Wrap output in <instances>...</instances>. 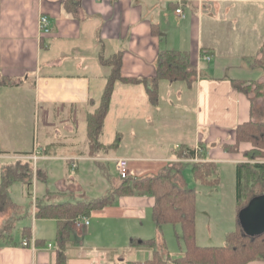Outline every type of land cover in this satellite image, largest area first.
<instances>
[{
    "label": "crops",
    "instance_id": "crops-1",
    "mask_svg": "<svg viewBox=\"0 0 264 264\" xmlns=\"http://www.w3.org/2000/svg\"><path fill=\"white\" fill-rule=\"evenodd\" d=\"M42 13L50 19L49 33L40 32ZM263 46L264 0H0V182L7 164L36 156L32 160L41 178L34 175L27 183L33 186V213L49 220L52 232L55 228L58 233L57 218L36 216L39 205L59 203L55 195L69 189L74 200L61 202L97 199L112 190L102 189L97 196L85 192L83 160L100 165L99 160L114 162L124 156L130 159V176L157 174L184 162L192 167V159L175 151L201 145L202 159L232 162L236 177V164L248 160L242 150L250 146L241 141L239 151L229 148L236 127L248 120L264 121ZM166 49L188 52L196 78L191 83L161 78L155 101L145 82L117 80L100 141L109 145L119 136V144L92 154L87 114L98 106L112 71L102 57L119 52L122 75L150 78L156 75L159 53ZM236 80L249 84V91L238 89ZM55 157L65 159L70 171L56 190L47 189L39 197L38 181L48 177L39 162ZM176 178L184 183L181 171ZM16 182H26L16 180L8 188L20 208L12 197ZM154 200L148 194L116 195L93 209L90 223L82 228L90 235L96 230L92 217L137 215L142 205L152 211ZM30 233L34 246L23 245V235L0 245V264H113L123 257L111 244L129 237L124 238L120 228L101 229V234L115 238L108 244L115 254L104 255L95 245L75 241L72 233L64 246L57 237V247L39 238L37 227ZM62 247L65 256L60 261ZM246 264H264V259Z\"/></svg>",
    "mask_w": 264,
    "mask_h": 264
},
{
    "label": "trees",
    "instance_id": "trees-1",
    "mask_svg": "<svg viewBox=\"0 0 264 264\" xmlns=\"http://www.w3.org/2000/svg\"><path fill=\"white\" fill-rule=\"evenodd\" d=\"M104 63L112 65L107 84L101 100L94 111L87 114V134L91 153L97 150L116 147L118 136L113 143L106 145L100 141L104 119L109 109L114 84L117 80L125 82H145L152 101L157 98V83L161 78L169 80H186L192 82L197 76V68L192 64L190 55L178 49H166L159 53L157 72L154 77L124 76L121 73V54L114 53L108 58L102 57ZM264 63V46L259 59ZM236 80L235 86L240 90L249 91V84ZM259 85H263L259 83ZM262 87V86H260ZM259 93V92H258ZM241 141H248L250 146L242 152L248 160L236 164V200L240 210L258 195L264 194V121L248 120L236 127V140L229 144L230 149H240ZM179 157H191L195 154L194 147L180 146L175 151ZM180 171L177 166H167L157 174L127 176L120 174V183L106 195L97 199L76 202H59L39 205L36 216L54 217L58 219L57 237L64 246L73 230V222L78 214L89 215L98 207L111 202L116 195L148 194L154 196L152 216L161 229L163 223L181 224L185 250L172 256L159 246L155 238L138 239L134 244H146L151 248V255L146 259L122 258L113 264H246L250 260L264 259V232L255 236L244 233L239 223L238 228L229 231L224 245H200L196 241V191L194 188L181 184L176 175ZM192 171L196 179L205 184L216 185L219 182L217 164L204 159L192 162ZM42 171L35 168L31 158H18L5 166L0 182V212L16 206L9 193V186L16 180L30 184L34 175L41 178ZM31 228L22 229L24 238H29ZM14 241L9 230H0V245ZM64 248H60L58 258H64Z\"/></svg>",
    "mask_w": 264,
    "mask_h": 264
},
{
    "label": "rangeland",
    "instance_id": "rangeland-1",
    "mask_svg": "<svg viewBox=\"0 0 264 264\" xmlns=\"http://www.w3.org/2000/svg\"><path fill=\"white\" fill-rule=\"evenodd\" d=\"M31 145L35 138L33 137L35 129L30 131ZM34 140V141H33ZM41 144V138L38 139ZM100 165L95 161H81L80 171L85 173L82 175L85 192L88 195H101V190L108 191L111 186H116L120 181V176L116 170L112 160H99ZM39 168H42L48 174L47 179L38 181L39 189L37 195L39 197L47 189L56 190L59 187L60 179L66 176L70 169L67 167L65 159L55 157L54 159L44 160L39 162ZM182 172L185 186L194 188L196 191V241L200 245H224L227 242V234L229 231H234L239 225V209L237 208V200L235 195V165L232 162H218L217 170L219 183L216 185L201 183L193 174L191 163L184 162L179 167ZM52 172V173H51ZM76 172L75 170L73 171ZM44 181V182H43ZM71 186V184H67ZM71 188V187H70ZM12 197L15 202L20 205V208L13 206L4 212H0V230H9L12 238L19 239L22 236V229L27 227H37V236L45 238L52 242L54 247L59 246L57 233L55 228L53 232L52 226H48L49 220H39L35 218L33 213L34 202L32 198L33 186L23 182H16L13 186ZM105 189V190H104ZM69 189L65 194H56L54 202L64 200H74V196ZM109 193V192H108ZM36 209L38 207V197L35 200ZM137 215L125 216L123 218L113 219H96L92 217L93 226L96 229L93 233L86 234L85 229L76 225L73 222V227L77 230L72 231V237L75 241L82 242L85 246L95 245L98 250L104 255L113 253L110 248V238L101 234L107 229L116 228L123 229L126 232L127 239L119 237L113 248H117L120 256L127 259H146L151 255V248L146 244H132L131 239L155 238L161 243H164V250L172 256L179 255L185 250L183 240V231L181 224L166 222L163 223L161 229L158 228L153 216L151 207L142 205ZM21 209V210H20ZM79 215V214H78ZM75 220V219H74ZM43 221V222H42ZM42 222L43 226H39ZM39 227H38V226ZM100 228H97V227ZM86 234V235H85ZM126 245V247H125ZM115 254V253H113Z\"/></svg>",
    "mask_w": 264,
    "mask_h": 264
},
{
    "label": "built area",
    "instance_id": "built-area-1",
    "mask_svg": "<svg viewBox=\"0 0 264 264\" xmlns=\"http://www.w3.org/2000/svg\"><path fill=\"white\" fill-rule=\"evenodd\" d=\"M177 11L180 12L181 8H177ZM39 28H40L41 33H49L51 30L50 19H49L48 15L45 13L40 14ZM206 58L209 59L210 56L207 55ZM202 150L203 149H202L201 145H196L194 147L195 154L193 156H191L190 159H192L194 161L201 160L202 157L200 155L202 153ZM29 158L36 159V156H31ZM129 160L130 159L128 157H124V156H119V157L114 158L116 169L122 177L130 176ZM74 221H75L76 225H78L80 227H84L90 223V218L88 215L79 214L75 217ZM21 243L23 245H26V246L27 245L28 246H34L35 245V238H33V237L24 238ZM51 245H52L51 243H48V246H51Z\"/></svg>",
    "mask_w": 264,
    "mask_h": 264
},
{
    "label": "water",
    "instance_id": "water-1",
    "mask_svg": "<svg viewBox=\"0 0 264 264\" xmlns=\"http://www.w3.org/2000/svg\"><path fill=\"white\" fill-rule=\"evenodd\" d=\"M239 223L248 235L255 236L264 232V194L254 196L239 210Z\"/></svg>",
    "mask_w": 264,
    "mask_h": 264
}]
</instances>
